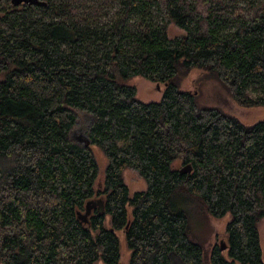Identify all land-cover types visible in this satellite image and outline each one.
<instances>
[{"label": "trees", "instance_id": "16d2710c", "mask_svg": "<svg viewBox=\"0 0 264 264\" xmlns=\"http://www.w3.org/2000/svg\"><path fill=\"white\" fill-rule=\"evenodd\" d=\"M15 1L0 0V262L121 264L123 231L130 264H264V120L180 87L199 68L264 106V0ZM137 76L166 84L162 99L141 101ZM77 111L90 145L71 137ZM128 168L147 183L132 197ZM192 211L231 215L229 258L192 236Z\"/></svg>", "mask_w": 264, "mask_h": 264}, {"label": "rangeland", "instance_id": "374dc122", "mask_svg": "<svg viewBox=\"0 0 264 264\" xmlns=\"http://www.w3.org/2000/svg\"><path fill=\"white\" fill-rule=\"evenodd\" d=\"M170 38H181L186 35V31L171 23L168 27ZM4 74H0V79H4ZM130 83L137 88V97L146 103L158 102L162 99L166 84L157 83L142 76H137L130 80ZM180 87L183 91L196 93L200 105L206 107H217L226 113L236 116L243 123L253 125L264 120V106L246 107L239 104L228 91V89L212 74L194 68L188 73H181ZM78 120L71 131V137L79 144H85L88 140V131L92 123V116L81 111H77ZM97 164L99 166L98 177L95 183L96 189H103L105 186L106 168L108 160L105 154L96 146L93 147ZM175 168H181L180 161L174 165ZM124 178L130 188V196L136 192L146 190L147 183L141 175L132 168L124 172ZM131 215L132 209L129 208ZM231 215L227 214L222 218H215L207 213H190V228L194 238L199 240L208 255L211 254L215 246H221L222 243L228 244L227 227L231 222ZM110 217L106 220V226L111 227ZM260 240L262 256L264 261V219L260 224ZM120 238L121 264H130L131 250L128 247L127 239L123 231L118 232ZM224 255L229 258L228 250H224ZM0 264H2L0 262ZM97 264H102L99 262ZM180 264V263H178Z\"/></svg>", "mask_w": 264, "mask_h": 264}, {"label": "water", "instance_id": "95a60500", "mask_svg": "<svg viewBox=\"0 0 264 264\" xmlns=\"http://www.w3.org/2000/svg\"><path fill=\"white\" fill-rule=\"evenodd\" d=\"M32 0H16L15 1V3L16 4H21V3H29V2H31ZM90 143H91V141L88 139L87 140V142L85 143L86 145H90ZM192 170V168H191V166H185L184 168H182L181 170H180V172L182 173V174H184V173H188V172H190ZM228 248V245L226 244V243H222V245H221V250H226Z\"/></svg>", "mask_w": 264, "mask_h": 264}]
</instances>
